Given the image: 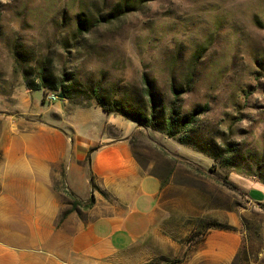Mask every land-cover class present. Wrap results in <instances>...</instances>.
Masks as SVG:
<instances>
[{"label":"rangeland","instance_id":"1","mask_svg":"<svg viewBox=\"0 0 264 264\" xmlns=\"http://www.w3.org/2000/svg\"><path fill=\"white\" fill-rule=\"evenodd\" d=\"M123 1L0 0V91L26 87L24 74L36 80L44 67L49 77L69 79L72 104L99 87L135 106L147 78L160 107L176 101L183 115H195L175 137L133 122L140 163L173 176L183 197L198 203L177 228L183 250L161 260L185 261L211 232L223 230L210 226L220 223L242 235L231 264H264V206L245 189L224 185L244 178L264 183V0H126L128 7ZM87 113L66 110L64 121L80 131L104 123L95 109ZM178 139L212 152L232 147V164ZM55 188L66 211L87 208L90 197L74 207L63 177Z\"/></svg>","mask_w":264,"mask_h":264},{"label":"crops","instance_id":"2","mask_svg":"<svg viewBox=\"0 0 264 264\" xmlns=\"http://www.w3.org/2000/svg\"><path fill=\"white\" fill-rule=\"evenodd\" d=\"M63 100L49 103L44 89L25 85L0 91V264H171L161 258L183 250L177 228L197 210L194 196L183 197L173 176L140 163L131 138L136 122ZM72 108L86 117L95 109L104 123L80 131L64 121ZM62 177L79 201L94 204L63 218L55 188ZM237 183L264 205L263 182ZM241 246L239 232L213 231L201 250L176 264H231Z\"/></svg>","mask_w":264,"mask_h":264},{"label":"trees","instance_id":"3","mask_svg":"<svg viewBox=\"0 0 264 264\" xmlns=\"http://www.w3.org/2000/svg\"><path fill=\"white\" fill-rule=\"evenodd\" d=\"M122 6L128 7V3L124 0ZM119 9V8H118ZM122 8H120L121 10ZM83 24V22H82ZM83 28V25L80 26ZM81 28L78 31H81ZM48 71L46 68L42 67L39 69L36 80H32L25 73V83L26 87L29 90H40L44 89L45 94L48 92L47 90L56 91L59 95H61L64 99H72V85L69 83V79L67 77L57 78V77H49ZM87 92V91H86ZM83 101H75V104L81 106H89L83 105L87 100H94L98 106H100L104 112L121 115L136 122L139 126L149 127L154 130L163 132L171 137L176 136L177 130H185L192 121L195 120V115L187 116L183 115L180 109V105L176 101H174L173 105L167 107H160L157 101V94L153 90L152 84L150 81L145 78L144 79V91L142 99L138 100V104L135 106L128 104L124 99L118 98L116 96L109 97L107 95H103L99 90V87H94L91 89L90 93L84 97ZM181 143H188L195 147L197 150L204 152L211 156L213 159L218 160L221 165H231V156L233 154L234 149L231 147L226 148L224 151H207L204 147H200L198 143H193L187 141L186 139H178ZM200 142V141H199ZM94 149H91L87 155V160H90L91 152ZM64 176V175H63ZM91 182L93 184L92 176ZM94 185V184H93ZM224 185L228 186L230 189H236L243 192V189L229 181L228 179L224 180ZM67 194L74 198L73 205L76 207L81 203L73 193L67 190ZM94 204V199L91 198L90 201L86 204L87 208L91 207ZM264 206V205H262ZM74 210V209H73ZM72 210H67L63 213V218L66 217ZM210 226H215L217 228L223 230H235V228L231 225H222L220 223H212ZM152 264H161L159 260L151 261Z\"/></svg>","mask_w":264,"mask_h":264},{"label":"built area","instance_id":"4","mask_svg":"<svg viewBox=\"0 0 264 264\" xmlns=\"http://www.w3.org/2000/svg\"><path fill=\"white\" fill-rule=\"evenodd\" d=\"M45 98H46V101H48L49 103H53V102H55V101H57V100L60 99L58 93H48V94L45 96Z\"/></svg>","mask_w":264,"mask_h":264},{"label":"water","instance_id":"5","mask_svg":"<svg viewBox=\"0 0 264 264\" xmlns=\"http://www.w3.org/2000/svg\"><path fill=\"white\" fill-rule=\"evenodd\" d=\"M60 99H63V97L61 95H59Z\"/></svg>","mask_w":264,"mask_h":264}]
</instances>
